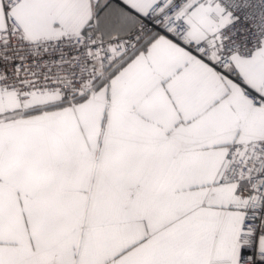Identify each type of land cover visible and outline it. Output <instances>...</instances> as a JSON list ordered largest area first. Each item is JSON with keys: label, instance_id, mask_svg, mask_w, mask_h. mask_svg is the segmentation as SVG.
Listing matches in <instances>:
<instances>
[{"label": "snow or ice", "instance_id": "1", "mask_svg": "<svg viewBox=\"0 0 264 264\" xmlns=\"http://www.w3.org/2000/svg\"><path fill=\"white\" fill-rule=\"evenodd\" d=\"M0 264H264V0H0Z\"/></svg>", "mask_w": 264, "mask_h": 264}]
</instances>
